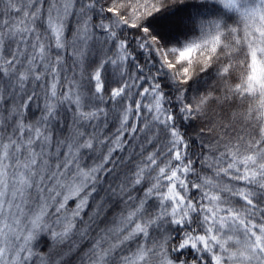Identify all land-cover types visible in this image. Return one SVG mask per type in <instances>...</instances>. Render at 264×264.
Returning a JSON list of instances; mask_svg holds the SVG:
<instances>
[{
	"label": "snow or ice",
	"instance_id": "obj_1",
	"mask_svg": "<svg viewBox=\"0 0 264 264\" xmlns=\"http://www.w3.org/2000/svg\"><path fill=\"white\" fill-rule=\"evenodd\" d=\"M182 3L0 0V264H264V0Z\"/></svg>",
	"mask_w": 264,
	"mask_h": 264
},
{
	"label": "trees",
	"instance_id": "obj_2",
	"mask_svg": "<svg viewBox=\"0 0 264 264\" xmlns=\"http://www.w3.org/2000/svg\"><path fill=\"white\" fill-rule=\"evenodd\" d=\"M212 19L231 24L235 21V14L225 10L218 0H183L182 4L162 8L159 13L146 18L145 26L153 29L162 43L179 46L185 41L199 37L201 22ZM170 22L171 30H168ZM239 126L237 124V128Z\"/></svg>",
	"mask_w": 264,
	"mask_h": 264
},
{
	"label": "clouds",
	"instance_id": "obj_3",
	"mask_svg": "<svg viewBox=\"0 0 264 264\" xmlns=\"http://www.w3.org/2000/svg\"><path fill=\"white\" fill-rule=\"evenodd\" d=\"M248 3L249 4H253L254 3V0H248ZM243 0H241V7H243ZM223 7V6H222ZM233 13L235 14V21L237 22V24L241 25L242 26V23L243 21L241 20V17L239 16V14H237L236 12L233 11ZM230 26H235V25H231ZM224 42L227 43V44H231V38L230 37H224ZM259 98H260V93L259 91H257L253 96H252V101L254 103H257L258 104V101H259Z\"/></svg>",
	"mask_w": 264,
	"mask_h": 264
},
{
	"label": "rangeland",
	"instance_id": "obj_4",
	"mask_svg": "<svg viewBox=\"0 0 264 264\" xmlns=\"http://www.w3.org/2000/svg\"><path fill=\"white\" fill-rule=\"evenodd\" d=\"M172 22H170L169 24H168V30H171V24Z\"/></svg>",
	"mask_w": 264,
	"mask_h": 264
}]
</instances>
